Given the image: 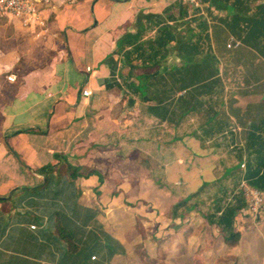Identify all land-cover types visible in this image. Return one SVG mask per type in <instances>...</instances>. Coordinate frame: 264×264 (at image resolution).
Returning a JSON list of instances; mask_svg holds the SVG:
<instances>
[{"label": "crops", "instance_id": "1", "mask_svg": "<svg viewBox=\"0 0 264 264\" xmlns=\"http://www.w3.org/2000/svg\"><path fill=\"white\" fill-rule=\"evenodd\" d=\"M0 15V264H117L118 221L147 220L177 193L167 181L219 232L204 217L220 216L216 198L231 204L241 183L264 196V0H47L30 23ZM55 154L78 174L58 164L59 196L40 171ZM245 207L238 243L221 245L263 262L264 208L247 229Z\"/></svg>", "mask_w": 264, "mask_h": 264}, {"label": "rangeland", "instance_id": "2", "mask_svg": "<svg viewBox=\"0 0 264 264\" xmlns=\"http://www.w3.org/2000/svg\"><path fill=\"white\" fill-rule=\"evenodd\" d=\"M6 20L5 16L0 15V23H5ZM147 175L151 178L150 168ZM167 184L169 188L176 189L177 193L172 197L166 194L163 199L156 201L153 207L155 212H149L147 220L137 215L134 217L136 226L135 220L132 222L128 218L118 221L119 230L116 231L123 240H126L128 251L123 258L121 254L118 256L115 261L117 264H244L248 262L246 259L244 261L237 258L234 255L236 253L230 249L225 250L227 247L221 245L222 236L216 227L209 226L203 220L196 223L197 216L192 220V211L183 208V199L189 191L182 181L175 184L167 181ZM240 188L245 196L244 190L248 189V186L241 183ZM263 205L264 202L254 212L248 209V201L245 208L252 220L245 225L247 229L249 225H253V221L259 223L262 220L257 216L263 210ZM179 212L181 217L178 216ZM252 253L253 251H248L246 254ZM249 263L264 264V260L263 262L253 260Z\"/></svg>", "mask_w": 264, "mask_h": 264}, {"label": "trees", "instance_id": "3", "mask_svg": "<svg viewBox=\"0 0 264 264\" xmlns=\"http://www.w3.org/2000/svg\"><path fill=\"white\" fill-rule=\"evenodd\" d=\"M55 162L52 164H48L40 168V171L45 175V183L42 188H46L48 185L52 183L53 195L59 196L63 191H65L64 185L61 183V175L59 172L55 173V169L58 167V164L65 162L66 167L70 170V183L73 182L75 178L78 177L77 168L72 167L65 161V157L62 154L54 155ZM92 171L91 173H94ZM248 176V175H246ZM253 187L258 189L259 186L257 183H252ZM258 187V188H257ZM64 193V192H63ZM219 199L216 198V202L213 204L215 209H220L223 206V210L219 217H215V215L207 214L204 216L209 223L215 224L220 228V234L222 236L223 242L228 246H234L238 243L240 238V232L234 226V215L238 209L246 206V202L243 194L236 195L231 204L223 205L220 204ZM192 207V206H191ZM194 207V205H193ZM55 215H60L59 211H55ZM88 220V217L85 218V221ZM56 232L61 239H63L67 243L68 252L73 253L76 251L77 247L74 244L72 238L73 234L70 230L68 223L65 221L63 217H57L55 220Z\"/></svg>", "mask_w": 264, "mask_h": 264}, {"label": "built area", "instance_id": "4", "mask_svg": "<svg viewBox=\"0 0 264 264\" xmlns=\"http://www.w3.org/2000/svg\"><path fill=\"white\" fill-rule=\"evenodd\" d=\"M47 0H0V14L10 15L15 18H19L23 23H30L32 20L38 19V6L41 2ZM84 96L90 94L89 90L84 89L82 91ZM245 201L249 210L259 209L263 203V194L255 188H249L244 190ZM32 228L35 226L32 225Z\"/></svg>", "mask_w": 264, "mask_h": 264}]
</instances>
